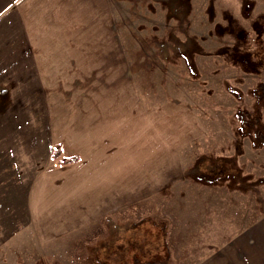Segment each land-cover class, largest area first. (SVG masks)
<instances>
[{
  "label": "crops",
  "instance_id": "obj_1",
  "mask_svg": "<svg viewBox=\"0 0 264 264\" xmlns=\"http://www.w3.org/2000/svg\"><path fill=\"white\" fill-rule=\"evenodd\" d=\"M115 30L111 0H0V150L2 131H24L30 218L23 232L33 234L31 247L12 235L2 258L17 246L30 261L43 260L51 244L67 236L70 244L84 228L181 180L179 158L203 127L178 99L146 104ZM1 98L10 99L8 109ZM57 146L78 160L55 162ZM208 236L192 264H264V217L228 239Z\"/></svg>",
  "mask_w": 264,
  "mask_h": 264
},
{
  "label": "rangeland",
  "instance_id": "obj_2",
  "mask_svg": "<svg viewBox=\"0 0 264 264\" xmlns=\"http://www.w3.org/2000/svg\"><path fill=\"white\" fill-rule=\"evenodd\" d=\"M111 2L115 38L146 104L178 99L204 132L183 149V174L171 189L117 210L70 244L68 236L51 244L43 260L30 261L16 246L0 264H192L203 256L198 241L207 233L228 239L264 217V98L257 94L264 81V0ZM1 101L10 107L9 98ZM23 132H1L0 246L7 249L12 235L32 245V232H23L30 218Z\"/></svg>",
  "mask_w": 264,
  "mask_h": 264
},
{
  "label": "trees",
  "instance_id": "obj_3",
  "mask_svg": "<svg viewBox=\"0 0 264 264\" xmlns=\"http://www.w3.org/2000/svg\"><path fill=\"white\" fill-rule=\"evenodd\" d=\"M257 94L261 98H264V81L261 82L258 85ZM240 116L243 118V121H248L249 120V114L246 113V112H241ZM261 134L264 136V133H261ZM61 154H62L61 148L59 146H57L55 151H54V153H53V156L60 157ZM76 160H77L76 156H73V157H61L60 158V162L61 163H69V162H73V161H76ZM158 263H159L158 261H154V262H147V263H140V264H158Z\"/></svg>",
  "mask_w": 264,
  "mask_h": 264
}]
</instances>
